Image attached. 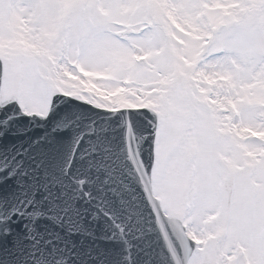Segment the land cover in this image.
<instances>
[{"label": "snow or ice", "instance_id": "6c2138e0", "mask_svg": "<svg viewBox=\"0 0 264 264\" xmlns=\"http://www.w3.org/2000/svg\"><path fill=\"white\" fill-rule=\"evenodd\" d=\"M159 2L0 0V207L29 192L23 211L12 216H26L34 226L41 208H62L61 220L70 210L72 221L82 222L96 219L102 204L129 212L135 203L147 210V230L158 234L166 264H264V151L255 153L253 177L224 140L240 131L233 127L235 114L225 118L236 102L221 106L206 84L244 71L264 81V0H197L206 23L192 56L182 53L188 64L158 69L152 83L124 94L130 106H117L115 96L105 99L81 83L91 78L105 93L133 89L142 77L133 78L130 69L163 59L155 48ZM83 107L121 122L148 117L150 130L142 135L150 159L130 148L126 153L138 196L125 183L119 151L105 129L89 130L95 138L80 168L72 163L74 153L64 157L68 140L54 125L65 120L69 129L78 127L70 113ZM21 116L45 121L50 134L13 152L16 137L7 134L8 126L22 123ZM82 135L73 137L74 152ZM11 219L0 215V251L17 248L20 234L33 231ZM42 255L33 251L24 264H41Z\"/></svg>", "mask_w": 264, "mask_h": 264}, {"label": "water", "instance_id": "95a60500", "mask_svg": "<svg viewBox=\"0 0 264 264\" xmlns=\"http://www.w3.org/2000/svg\"><path fill=\"white\" fill-rule=\"evenodd\" d=\"M60 107H63L61 102ZM22 123H12L8 126V135L16 137L10 148L28 147L34 141H40L50 134L49 125L38 118L19 117ZM148 117L127 119L121 122L118 118L88 107L74 108L70 113V122L78 127L69 129V121H57L54 125L57 131L64 129L63 134L68 143L64 148V157L74 153L72 163L81 167L85 150L95 137L89 134L94 126L96 129H105L107 135L119 151V162L125 171V183L134 190L133 196L139 195L138 186L132 175L131 166L127 163L126 153L130 148L137 158L150 159V145L142 133L149 131L146 123ZM83 133L81 147L75 151L72 140L75 134ZM3 138L0 137V140ZM19 158V157H17ZM30 200V193L20 191L8 201L7 207H0V215L5 219L12 217V224H25L33 228L31 234L27 229L22 232L20 245L8 251H0V264H24L33 251L43 250L41 264H166L162 258V245L158 234L147 230V210L142 212L135 203L130 206L129 212L112 208L107 205L98 206L96 219L85 217L82 222H73L71 211L61 220L60 209L50 212L41 208V216L35 220L26 216H12L18 208L23 211L22 205ZM110 213V217L105 213ZM143 215L144 219H141ZM67 221V222H65ZM166 255V254H165Z\"/></svg>", "mask_w": 264, "mask_h": 264}, {"label": "rangeland", "instance_id": "374dc122", "mask_svg": "<svg viewBox=\"0 0 264 264\" xmlns=\"http://www.w3.org/2000/svg\"><path fill=\"white\" fill-rule=\"evenodd\" d=\"M176 4L181 5L179 11L174 6ZM196 4L197 0H160L158 16L161 23L157 31L155 48L158 50V55L163 54V59L155 60L153 67L143 65L130 69L129 75L133 78L142 77L137 80L133 89L115 88L105 93L100 88L92 86L89 78V81L81 82L86 90L94 91L96 95L105 99L115 96L116 99L112 102L117 106H130L123 102L124 94L152 83V78L159 75L158 69L167 71L169 67H178L181 61L188 64L182 53L187 52L190 57L192 56L193 50L197 47L195 41L199 40L200 32L206 23L195 7ZM173 28L186 39L178 38L172 31ZM206 84L209 85L208 92L213 100L219 101L221 106H232L233 101L236 102L234 107H230L229 113L225 114V118L231 119L235 114L233 127L239 125L240 131L237 136L226 135L224 140L232 145L235 159L248 165L245 170L251 176H257L255 153L264 151V131H257L264 129V81L253 76L251 71H244L223 82L209 79ZM137 106H143V102ZM206 106L211 108L213 105Z\"/></svg>", "mask_w": 264, "mask_h": 264}]
</instances>
